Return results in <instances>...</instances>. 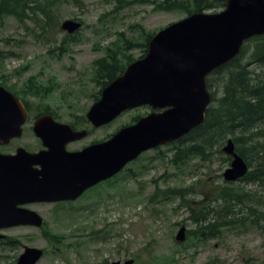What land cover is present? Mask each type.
<instances>
[{
	"label": "rangeland",
	"instance_id": "obj_1",
	"mask_svg": "<svg viewBox=\"0 0 264 264\" xmlns=\"http://www.w3.org/2000/svg\"><path fill=\"white\" fill-rule=\"evenodd\" d=\"M140 1L82 0L79 6L63 5L60 21L75 20L82 25L73 43L62 44L66 33L60 29L46 41L36 36L38 31L31 23L25 27L11 17L4 20L0 27V86L26 102L30 113L22 137L0 146V153L13 154L19 147L28 152L41 149L31 131L36 112L49 110L62 123L84 117L100 90L95 61L107 55H115L123 65L125 57L135 61L143 55V49L136 46L143 43L141 30L152 35L186 17L180 12L155 11L153 5ZM124 40L135 46L125 49ZM247 57L239 62L246 64ZM249 69L264 79V65H250ZM225 75L212 74L208 78L209 90L216 98L221 96ZM29 81L50 91L29 95ZM146 113L141 107L127 111L68 149L79 150L103 140ZM258 129L264 131V123ZM259 142L264 145V137ZM174 143L143 153L109 185L94 189L76 202L25 207L43 218L44 227L19 226L0 231L5 238L0 244V264H15L24 247L43 251L37 264H110L127 259H134V264H264L262 184L225 182L222 175L230 162L216 150L209 160L198 157L180 167L173 166ZM259 157L262 159L253 157L250 170L255 169L257 161L264 163V147ZM223 186L250 195L234 204L235 221L239 222L223 228L216 238L192 239L187 234L196 228L192 211L198 213L203 204L216 208L218 203L213 199ZM188 189L190 192L180 200L179 191ZM155 194L157 197L149 202ZM181 227L185 228V240L178 243L175 237ZM6 240L15 243L10 246Z\"/></svg>",
	"mask_w": 264,
	"mask_h": 264
},
{
	"label": "water",
	"instance_id": "obj_2",
	"mask_svg": "<svg viewBox=\"0 0 264 264\" xmlns=\"http://www.w3.org/2000/svg\"><path fill=\"white\" fill-rule=\"evenodd\" d=\"M81 26L64 20L59 29L73 35ZM262 35L264 0H226L219 12L194 13L155 33L146 55L104 87L86 113V120L98 128L128 110L152 109L106 142L67 152V144L84 138L86 131L75 132L49 115L38 118L32 131L43 150L30 153L19 147L14 154L0 153V231L19 226L41 229L43 218L22 206L75 201L142 153L176 142L201 125L211 103L206 78L236 58L246 41ZM25 121L21 100L0 86V146L21 138ZM222 152L231 159L223 180L233 183L244 178L249 169L232 139ZM175 240H185L184 227ZM42 257L41 249L24 247L15 264H37ZM110 264H134V260Z\"/></svg>",
	"mask_w": 264,
	"mask_h": 264
},
{
	"label": "trees",
	"instance_id": "obj_3",
	"mask_svg": "<svg viewBox=\"0 0 264 264\" xmlns=\"http://www.w3.org/2000/svg\"><path fill=\"white\" fill-rule=\"evenodd\" d=\"M117 2L119 3L120 0ZM140 2L153 5L155 11L180 12L186 17L194 13L222 10L226 5V0H158L157 2L141 0ZM70 3L79 6L82 0H0V27L6 18L11 17L25 27H27V23H31L38 31L36 36L42 40H51L59 32L61 7ZM75 35L76 33L66 34L62 39V44L75 42ZM140 35L144 39L143 43L136 45L143 49V55L139 59L147 53L148 44L154 34H147L141 30ZM124 44L125 49L135 46L132 41L124 40ZM245 55L248 56V62L241 64L240 58ZM125 58V65L120 64L115 55H107L95 61L96 82L100 86L95 101L99 99L102 89L121 76L126 67L134 61L130 57ZM254 64L264 65V35L246 41L236 58L211 73V75L226 73L219 98H216L214 93L209 90L211 84L209 77L206 78V87L211 96V103L206 110L205 120L173 144L175 149L171 159L173 166L180 167L185 162L198 157L202 161L207 158L209 160L211 154L215 152L214 150L222 152V147L229 136L234 143L235 152L243 158L249 168L252 165L253 157L262 159L259 157V152L264 145L259 142V139L264 137V131L258 128L264 123V79H259L249 69V66ZM26 87L27 94L32 96L42 93L46 95L50 91L32 81H29ZM14 95L16 94L14 93ZM21 101L23 100L21 99ZM139 118L140 116L134 117L129 125L137 122ZM248 143L251 144L250 147H246ZM225 161L230 162V158L226 157ZM257 162L255 169L249 170L245 177L239 181L259 182L264 187V163ZM176 192L174 191V193ZM187 192H190L189 189L188 191H179L180 200L186 197ZM249 196L238 188L223 186L213 199L215 203H218L216 208L203 204L199 207L198 213L192 211L191 219L196 228L188 231L187 234L198 241L218 237L223 228L239 222L235 221L234 204L249 199ZM156 197L157 194L151 197L149 202H152ZM254 212L256 211L254 210ZM6 242L10 246L15 243L13 240H6ZM4 243L0 241V244Z\"/></svg>",
	"mask_w": 264,
	"mask_h": 264
},
{
	"label": "flooded vegetation",
	"instance_id": "obj_4",
	"mask_svg": "<svg viewBox=\"0 0 264 264\" xmlns=\"http://www.w3.org/2000/svg\"><path fill=\"white\" fill-rule=\"evenodd\" d=\"M145 55H146V54H145ZM23 104H24V106H25V110H26L27 117H28V116H29V113H30V112H29V108H28V104H27L26 102H24ZM141 108H144V109L147 110V113H146L144 116H142V117H145V116H147L148 114H150V113L152 112V109H151L149 106H143V107H141ZM156 112H157V111H156ZM45 115H49V116H51L52 119H53L54 121H56L57 123H62V122H60L59 119H58L54 114H52L49 110H45V109H44L43 111H38V112H36V113L33 115V117H32V125H31V131H32L33 123H34L38 118H40V117H42V116H45ZM140 118H141V117H140ZM26 120H27V119H26ZM77 122H78V123H77ZM25 123H26V122H25ZM62 124H66V125L70 126V127L72 128V130L75 131V132L86 131V135H85V137L82 138L81 140L86 139L87 137H89L90 135H92L93 133H95L96 131H98L100 128L104 127V126H101V127H98V128H94V127H92L91 124L86 120V114H85L84 117H82V116L77 117V120H76L75 122H73V120H72V121H69V123H62ZM24 125H25V124H24ZM24 125H23V126H24ZM107 125H108V124H107ZM23 130H24V129H23ZM32 133H33V131H32ZM113 135H114V133L112 132L110 135H107V137H106L105 139L100 140V141H93V142H90L88 145H86L85 147H82V148L79 149V150H70V149H68V146H69L70 144H73V143L79 142V141H81V140L71 142V143L67 144V146H66V151H67V152H79V151L83 150L84 148H86V147H88V146H90V145H92V144H97V143H103V142H106V141L110 140V139L113 137ZM37 139H38V141H39V143H40V145H41V149H38L37 151H35V152H30V153H36V152H39V151H41V150L44 149L43 146H42V143H41L40 139H39V138H37ZM15 152H16V150H15ZM15 152H14V153H15ZM112 179H113V178H110V179H108V180H106V181L100 182V183L94 185L93 187H91V188L85 190V191L81 194V196H80L78 199H76L75 201H63V202H58V203H60V204H62V203H63V204H71V203H73V202H76V201L80 200L82 197H85L87 194H89V193H90L91 191H93L94 189H96V188H98V187H100V186H102V185H105V184L110 183L109 181H111ZM108 185H109V184H108ZM35 204H57V203H33V204H29V205H24V206H22V207L25 208V207H27V206L35 205Z\"/></svg>",
	"mask_w": 264,
	"mask_h": 264
}]
</instances>
